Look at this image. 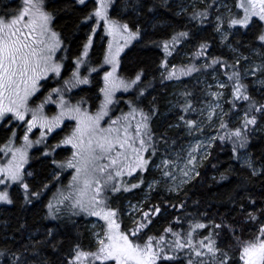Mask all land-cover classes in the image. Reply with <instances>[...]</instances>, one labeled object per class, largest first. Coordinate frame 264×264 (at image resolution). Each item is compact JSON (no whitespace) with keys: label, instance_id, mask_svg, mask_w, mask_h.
<instances>
[{"label":"snow or ice","instance_id":"obj_1","mask_svg":"<svg viewBox=\"0 0 264 264\" xmlns=\"http://www.w3.org/2000/svg\"><path fill=\"white\" fill-rule=\"evenodd\" d=\"M216 2L217 0H212V3L206 4L203 8L193 5L191 19L199 20L203 24L212 14V4ZM78 3L84 4L85 0H78ZM112 3L113 0H98V7L94 9V16L105 22L108 34L112 37L104 57L105 63L110 64L112 69L104 73V87L100 89L103 93V101L95 112L82 107L85 103L83 98L76 104H72L65 98L66 92L90 82L87 77L81 76L79 67L73 71L70 78L63 80L62 86L52 88L45 97V101H51L52 93L58 95L59 112L57 114L53 116L45 114L43 101L35 107L29 104L30 99L45 87L47 78L50 75L60 77L63 68V64L56 57L63 42L60 34L52 28L54 17L47 10L46 0H19L16 8L0 15V121L14 118L17 121H25L27 124L26 133L23 136L24 144L21 147H13L14 141L11 138L4 145V152L11 155L6 163H0V185H4L7 189L11 183L22 184L25 199L29 203L32 197H39L42 193L31 190L29 183L25 180L24 166L29 160V149L33 143L45 142V138L63 125L65 119L75 121V127L70 133L44 153L48 156L60 145H70L72 150L69 158L62 161L52 160L58 171L72 169L73 174L69 184L54 194V202L47 204L48 214L58 218L62 211L71 215L84 213L99 217L104 221V225L100 232L94 233L95 251H86L76 245L67 264H159L160 261L177 259L181 252L186 255L187 264H231L230 249L220 246L217 242L219 233L215 230L220 229L222 225L216 224L211 218L207 224L200 221L192 223L187 231L182 228L177 231H174L172 227L167 228L166 232L172 234L170 240L162 235L158 238L148 236L141 242L140 233L151 223L149 212L142 213V219L136 222L134 229L125 231L121 228L118 210L109 206V193L120 192L122 188L129 191L144 183V180L140 178L138 184L124 185L123 177L125 175L130 177L138 171H148L151 157L158 151L157 140L167 144L163 135L157 137L152 130L151 122L156 112L155 107L147 112L143 108L132 107L127 113H122L115 118L109 116L112 111L111 106L115 102V93L120 89L127 91L138 85L143 75V72L137 73L134 79L130 80L117 75L121 52L134 39L140 37L141 30L139 27L133 29L128 23L111 18L109 9ZM141 7H143L141 0H131V2L126 0V9L138 13ZM237 7L243 10L242 15L226 8L228 25L248 28L253 18L264 22V0H239ZM181 10L186 11L183 5ZM92 15L89 14L85 19H91ZM215 20L216 30L221 32L222 38L227 41L230 33L224 30L225 18L222 15H216ZM189 36V32L180 31L172 37L171 45L169 41H163L165 53L171 54V49L181 42V38ZM257 39L264 42V32L259 34ZM91 44L92 40L89 38L84 46L83 57L88 56ZM208 47L207 42H202L197 55L206 56L205 49ZM260 47L264 49V43ZM242 58L248 59V57ZM83 63L84 60L78 57L77 66ZM163 63L167 67V60ZM240 63L241 59L235 58V62L230 66L232 71L224 73L231 81L232 108L238 107V101L246 102L240 126L232 129L228 127L224 117L229 113L224 112L218 103L223 96L222 91L209 93L215 98V104L207 102V120L210 122L214 117H218L219 127L225 130L218 139L231 140L234 152L238 148H248L250 142L248 130L254 128L259 120H264V102L256 100L250 94L249 84L244 82V75L238 67ZM214 65H221L225 69L229 67L228 61L221 60L219 57H212L211 63L204 64L202 67L211 68ZM91 71L94 72L96 69L92 68ZM198 71L200 68H197L195 64L182 66L179 71L173 65L167 76L163 73L161 75L170 80L178 75L189 76ZM244 71L247 75L258 76V82L264 85V60L256 64L254 70L248 68ZM217 87L222 90L229 85L218 81ZM183 95L185 97L183 111L185 113L197 111L193 106V100L188 99L191 93L184 92ZM217 109H220L219 114ZM29 113L31 118L26 119ZM200 113L204 114L202 109ZM105 117H109L106 124L103 123ZM179 119L189 128L200 130L196 120L185 121L184 116H180ZM37 126L44 131H41L38 140L32 141L27 133ZM14 136L15 133H13ZM199 147L200 145L197 144L193 151H197ZM243 160L253 176L264 175V166L257 168L250 152L245 151ZM173 163L175 162L162 159L161 163L154 167L161 169L163 177L175 180L174 173L168 169V166ZM189 165H192V169L183 171L184 177L189 176V171L195 170L196 157L191 153L184 166L185 169H188ZM195 175L198 176L199 172L195 171ZM53 178L59 180L57 172L53 173ZM148 187L151 189L152 184L150 183ZM0 202L13 203L7 190H0ZM251 203L254 204L255 201ZM150 211L159 213L160 209L155 207ZM261 214L264 215V210H261ZM247 218L252 221L259 220V217L251 212L248 213ZM209 224L213 231L200 239H195L197 230L208 228ZM232 235L240 250L238 259L242 264H264V223L259 225L257 234L251 240H241L236 235L235 229H232ZM28 252L27 246L15 251L3 248L0 249V260H3L4 264H33L26 255Z\"/></svg>","mask_w":264,"mask_h":264},{"label":"trees","instance_id":"obj_2","mask_svg":"<svg viewBox=\"0 0 264 264\" xmlns=\"http://www.w3.org/2000/svg\"><path fill=\"white\" fill-rule=\"evenodd\" d=\"M188 1L141 0L143 7L138 13L128 12L123 17L118 15L117 8L124 0H118L112 9L113 16L125 19L133 29L139 27L141 30L140 37L121 55L118 75L126 80L134 79L140 72H143V75L141 82L133 86L129 92L117 95L109 116L115 118L120 112L127 113L132 107L143 108L146 112L155 107L156 112L151 122L152 130L157 137L163 135L167 144L157 140L158 151L154 156L162 155L169 158L171 152L179 150L190 141L191 136L187 134L183 124L185 122L179 118L184 116L185 121L192 119L195 111L187 113L183 111L182 100L185 101L183 93H191L188 99L193 100V106L197 110L204 93L200 81L195 80V72L189 76L178 75L170 80L165 79L164 76H167L173 65L177 67V71L182 66L187 67L192 64L201 69L203 65H199V60L205 59L209 64L211 57H219L228 61L229 67L225 69L221 65H214L206 70L230 73L232 71L230 66L235 62V58L239 56L252 58L255 49L264 52L260 47L264 42L257 39L258 35L264 32V25L257 18L253 19L248 28L241 27L239 32H231L228 40L223 42L213 28L215 8L221 0L212 4V14L203 24L199 20L191 19L193 9L181 10V5L185 7ZM5 2L11 8L7 10L8 12L19 5V0H0V6L2 7V3ZM210 3L212 0H200L196 5L197 8H203ZM46 5L47 10L54 17L53 29L60 34L63 42L57 57L63 61L64 78L69 76L68 70L71 67L75 69L79 67L76 64L77 58H83L84 46L89 38L93 40L89 47L88 65L90 69L95 68L96 71L89 69L86 72L88 66L83 67L82 74L88 77L90 82L75 88L68 94V99L72 104H76L83 98L85 103L82 107L95 112L103 101L100 89L104 85L103 72L106 71V68L102 67L106 46L99 43L100 31L95 32L91 37L89 24L92 18L85 19L89 14L94 16L95 2L88 0L84 4H79L77 0H47ZM149 8L153 10L149 11ZM4 12L6 11H0V13ZM180 31H187L190 36L181 38V42L171 49V54L165 53L163 41L167 40L171 45L172 37ZM202 42H207L209 45L205 49L206 56L197 55ZM183 51L190 54L189 62L182 57ZM165 60L167 67L163 63ZM242 65L243 63L238 67L243 75ZM162 73L164 76L161 75ZM174 82H179L182 95L178 100V107L167 112L166 101L172 92ZM244 82L249 84L250 94L256 100L264 102V88L255 86L250 78H244ZM51 85H53L52 81L47 80L45 87ZM41 94L42 91L35 98H39ZM237 104V108H232V99L227 103L226 112L229 115L224 119L230 129L240 126L243 109L246 106L245 101H238ZM46 111L50 113L55 111L56 114L59 112L55 103L48 104ZM106 121H109V117H105ZM25 127L27 128L24 122L18 124L16 121L0 125V161L3 145L12 137L14 131L17 132V136ZM65 130L62 127L53 131L49 140L34 149L30 155L27 169L33 170L34 175L32 178H25L31 190L40 191L42 194L39 197H32L29 203L25 199V190L20 186L13 187L11 190L13 203L0 206V249L8 248L15 251L27 246L29 252L26 255L33 264H67L76 245L86 251H95L96 248L90 231V222L94 217L84 213L71 215L63 211L58 218L48 214L47 204L54 202V194L67 185L72 171L71 169L58 171L52 160L62 161L69 158L72 150L70 145H60L55 148L54 153L48 156L44 153L70 133V131L63 133ZM216 131L215 141L199 168L198 176L196 175L177 193H166L160 187L151 193L138 219V222L141 221L142 213L149 212L151 223L142 230L140 237L141 242L148 236L158 238L162 235L170 240L172 234L166 232L167 228L172 227L174 231L182 228L187 231L192 223L200 221L207 224L211 218L216 224L222 225L220 229L215 230L219 233L217 242L220 246L230 249L231 264H241L238 259L240 250L235 244L232 229H235L236 235L241 240L247 241L255 237L259 225L264 223V215L261 214V210H264V175L253 176L241 159L247 151L252 154L257 168L264 166V120H259L254 128L248 130L250 136L248 148H238L235 152L231 140L218 139L225 130L218 127ZM238 156L241 158L238 159ZM54 171L58 173L59 180L53 178ZM115 205L110 203L109 206L116 209ZM155 207H159V213L150 211ZM250 212L257 215L259 220H249L247 217ZM123 226V230L130 231L135 228L136 223L131 226L123 224ZM212 231L209 224L208 228L197 230L195 239H200ZM0 264H4L3 260H0ZM159 264H187V257L181 252L177 259L160 261Z\"/></svg>","mask_w":264,"mask_h":264},{"label":"rangeland","instance_id":"obj_3","mask_svg":"<svg viewBox=\"0 0 264 264\" xmlns=\"http://www.w3.org/2000/svg\"><path fill=\"white\" fill-rule=\"evenodd\" d=\"M87 1L88 0H85V3ZM93 1L95 2V7H94V9H95L96 7H98V0H93ZM166 1H170V0H166ZM197 1H200V0H189L187 5L184 8L185 9H188V8L193 9V5H196ZM117 2H118V0H113L112 7L109 9L110 17L113 19H118L121 22H126L129 24V22H127V20L121 19L119 17H115L112 15V9L114 8V6L116 5ZM128 2H131V0H128ZM125 3H126V0H124V2L121 4V6H118V8H117V13L120 17H123L128 12H133L130 9L125 8ZM238 3H239V0H221L216 5L215 14H214V22H213L214 27L213 28H214L215 32L219 35L221 41H223V42H225V40L222 38V33L218 32L216 30L215 16L216 15H222L225 18V24H224V30L225 31H228L229 33L239 32L241 30L242 26L237 25V26L233 27V26H230L227 24L228 13L226 11V8H230L233 12L239 13L240 15H242L243 10L239 9L237 7ZM9 9H11V8L8 7L6 2L2 3V7L0 6V11H3V10L7 11ZM94 9H93V13H94ZM2 14L3 13H0V15H2ZM262 23L264 25V22H262ZM129 26H130V24H129ZM89 27H90L89 28V35L91 37L94 35L95 32L100 31V34H99L100 35V39H99L100 42L99 43L100 44L103 43V45L106 46L105 50H104V57H105V55L107 53L108 43L112 40V37L108 34L105 22L103 20H98V18L93 16L91 21H90ZM52 28H53V26H52ZM100 28H101V30H100ZM54 31H56V30H54ZM229 36H230V34H229ZM138 38L134 39L131 43H129L124 48V50L120 54V57L122 54H124V52L128 48H130L134 44V42ZM92 42H93V40H92ZM59 50L56 53V57H57ZM88 53L89 54L87 57L82 58L84 60V63L79 65V70H80L81 76H83V77H85V76L82 74L81 69H83V67H87V66H88V69H86V72H88L90 69V67L88 65L89 60H90L89 49H88ZM253 53H254V55H253L254 57L248 58L247 60H244L241 56L238 57L241 59V63H243V65H242L243 75H244V78H246V79L250 78L251 82L255 86L264 88V85H261L258 82V76L247 75L244 71L245 69H248V68H253V70H254V66L256 64H259L261 62V60H264V52L263 51H261L259 49H255ZM104 57L102 59V63H103L102 67L106 68V71H111L112 66L110 64L105 63ZM120 57H119V60H120ZM182 57L185 58L186 62H189V57H190L189 53H187L186 51H183ZM57 59L63 64V61L61 60V58L57 57ZM204 64H207V61L205 59L199 60V65H204ZM91 69H90V71H91ZM74 70H75V68L71 67L68 70L69 76H66L65 78H64V76H62V71H61L60 77L50 75L47 78V80L50 82L52 81L53 85H51L49 87H45L44 90H43V88H41V90H40V91H42L41 96L37 99L35 98L37 96V94H39V92H38L36 94V96L32 97L29 101L30 106L35 107L37 104H39L43 101L45 104V107H44L45 114H47L48 116L55 115L56 114L55 111L52 113H50L49 111H46V106L50 103H55L56 110L59 111V97H58V95L55 93H52L51 101H45V97L51 92L52 88L62 86L63 80L70 78ZM103 75H104V72H103ZM117 75H118V70H117ZM86 76H88V75H86ZM194 77H195V80H199L201 85L204 87V93H203L202 99L200 101L201 102L200 106H199L198 110L194 112V116H192V119L197 121L200 130L191 129V128H189V126L186 123H183L184 126L186 127L187 134H189L191 136L190 141L188 143L184 144L179 150L171 152L168 155L169 158L162 156V155L152 156L151 157V164L149 165L147 172H139L138 171L136 173H133V175L130 177L127 175H125V177H123L124 185L138 184L139 179L142 178L144 180V183L140 184L139 187L133 188L129 191H125L122 188L120 192L109 193L108 203H109V205H110V203H113V205L117 204V205H115V207L118 210V215H119L118 219H119L120 223L122 220V224H121L122 229L124 227L123 224H127V226H131V225H134V223L138 222V219L140 217V213L144 208V203L150 198L151 193H153L159 187L163 191H165L166 193H177L186 184H188L196 176L195 171H199L200 166L202 165L203 161L205 160V157H207V155H208V153H209V151H210V149H211V147L215 141V138L217 135L216 130L219 127V119H218V117H214L210 122L207 120V110H208L207 109V102H212L213 104L216 103L215 98L213 96L209 95V93L215 92V91H222L223 92V96L218 101V103L221 105L224 112H226L227 103L230 102L232 99L231 90H230L231 81H229L228 77L226 75H224V73L221 72L220 70L207 71L206 68H204V69L201 68L200 71L195 72ZM218 81H222V82L227 83L229 85V87H226L225 89H222V90L218 89V87H217ZM103 82H104V80H103ZM209 85L211 86L210 88H209ZM103 87H104V85H103ZM74 89L65 93V98L67 100H69L68 94L73 92ZM130 90H131V88L128 89L127 91H125L124 89L118 90L115 93V101H116V97L118 94L129 92ZM181 95H182V91L179 88V82H174L172 85V92L170 93V95L166 101V106L168 109L167 112L178 107V100L181 98ZM184 102L185 101L182 100V103H184ZM201 109L204 112L203 115H201V113H200ZM219 112H220V109H217L218 114H219ZM121 114H122V112L119 113V116ZM9 117H11V114H9ZM30 118H31V114L29 113V115L26 119H30ZM10 121H16L18 124H19V122H24L25 125L27 126L25 121H17L14 118H12L11 120L6 118L4 121H0V125L1 124L6 125ZM107 122L108 121H106V122L104 121L103 123L106 124ZM73 126H75V123L72 120L65 119L64 124L61 125L59 127V129L64 127V130L65 129L66 130L63 131V133H67L68 131H71ZM20 127H22V126H20ZM41 131H44V130L39 128V126H37L36 128L32 129V131L27 133V134L29 135L30 140L36 141L40 138ZM34 132H36V133L32 136V134ZM14 133H15V136L13 137V135H12V137H11V139H13V141H14L12 146L17 147V148L21 147L24 144L23 136L26 133V127L22 130L21 134L17 135L18 137L16 136L17 132L14 131ZM51 134L45 138V142L33 143V146L29 149V160L24 166L25 177H27L28 179L32 178V176L34 175L33 170L27 169L28 163L30 162V155H31L32 151L34 149L40 147L41 145H44V143H46L49 140ZM197 144L200 145L199 149L197 151H193V149L196 147ZM3 149H4V145H3ZM3 149H2L3 155L1 157L0 163H6L7 160L10 159V155H11L10 153H5ZM189 153H191L192 155H194L196 157L195 170L189 171V176L184 177L183 171L192 169V165H189L188 169H185V167H184L185 164L187 163L188 159H189ZM162 159L175 162V163L170 164L168 166V169L174 173L175 180H173L171 178L163 177L161 175V169L154 167L155 165H159L161 163ZM241 160H242L243 164H245L243 157ZM29 173H31V175H29ZM72 174H73V170L71 171V174L69 176L70 178L67 181V184H69ZM25 180H26V178H25ZM181 181H184V183H181ZM150 183L152 184L151 189L148 187V185ZM18 186L23 188L22 184L16 182V183H11L7 189H5L4 185H0V190H7L10 194V197L12 198L11 190L13 187H18ZM177 186H179V187L177 188ZM3 205H9V204L4 203V202H0V206H3ZM120 212H122V213L120 214ZM92 217H94V218L90 222V231H91L92 238H93L94 242L96 243V237H95L94 233L100 232L102 230V226L104 225V221H102L99 217H95V216H92ZM241 264H242V262H241Z\"/></svg>","mask_w":264,"mask_h":264}]
</instances>
